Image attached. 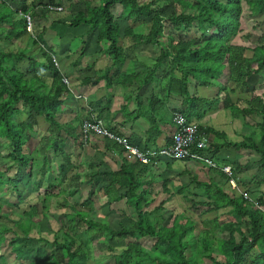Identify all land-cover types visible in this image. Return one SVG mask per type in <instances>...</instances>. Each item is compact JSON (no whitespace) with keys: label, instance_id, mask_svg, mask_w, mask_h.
Instances as JSON below:
<instances>
[{"label":"trees","instance_id":"trees-1","mask_svg":"<svg viewBox=\"0 0 264 264\" xmlns=\"http://www.w3.org/2000/svg\"><path fill=\"white\" fill-rule=\"evenodd\" d=\"M61 2L0 0V144L8 150L3 160L9 161L6 169L0 168V264H8L7 250L21 261L30 241L35 245L30 264H88L90 242L97 235L111 254L104 264H264V191L243 184L245 177L239 186L253 202L228 188V177L220 169L210 168L220 181L191 180L203 189V196L179 185L175 194L166 191V200L153 207L157 175L150 165L129 160L124 149L114 145L122 156L120 169L90 166L84 175L91 183H85L91 188L89 197L72 202L79 195V174L70 175L77 168L73 158L74 147L82 142L81 122L65 120L74 97L52 60L63 52L75 54L65 36H59L66 27L83 26L79 36L86 41L80 57L94 45L111 59L110 69L122 68L132 50L157 47L156 64L145 68L149 73L141 86L160 75L163 99L172 93L184 97L180 112L190 122L217 105L241 120L250 132L236 143L214 129L198 127L200 133L226 141L210 145L204 154L216 161L223 148L248 152L252 159L247 164L224 165H231L236 177L254 165L263 177L250 178L251 182L264 185V33L254 20L264 15V0H70L72 11L66 18L44 25L47 6H62ZM245 10L255 23L248 32ZM28 15L34 30L43 24L35 35L27 30ZM238 37L253 47L237 43ZM15 44L17 51L11 47ZM197 87L216 88L217 96L201 98ZM40 119L46 123L43 133ZM169 184L164 180L165 188ZM100 192L109 206L123 202L132 207L135 217L122 212L129 220L127 227L111 228L94 220L92 199ZM175 195L188 206L178 213L173 210L165 221L162 212ZM60 196L57 207L67 209L64 224L44 234L38 219L47 216L49 200ZM5 207L9 212L4 213ZM193 250L195 258H189Z\"/></svg>","mask_w":264,"mask_h":264},{"label":"crops","instance_id":"crops-1","mask_svg":"<svg viewBox=\"0 0 264 264\" xmlns=\"http://www.w3.org/2000/svg\"><path fill=\"white\" fill-rule=\"evenodd\" d=\"M66 14L64 8V12H50L49 16H64ZM45 20H48V18ZM13 46L15 50L12 49L17 51V45ZM80 54L81 49L75 54L63 52L57 55L59 63V68L57 69L61 75L72 81L74 94L82 97L76 99L75 95L72 94L74 101L71 102V112L65 117V120L74 119L82 123L84 119L92 114L101 119L108 129L129 137L130 141L142 151H159L167 147L171 142L172 134L176 130L172 122L173 114L174 112L182 111L185 107L184 97L177 93L170 94L167 101L163 99L162 87L158 80L161 78L160 75L157 79L155 77L154 81L141 86L149 73L145 68H152L156 64L155 61L159 54V49L157 47H147L128 52L126 62L119 70L116 67L110 69L112 65L111 59L102 55L100 49L95 48L94 45L89 46L82 58ZM195 91L199 97L204 99H213L217 96V89L213 87H197ZM202 91L210 92L202 94ZM156 100L159 103L156 104ZM235 120L229 111L217 105L211 110L207 109L200 118H193L191 122L197 127L202 125L223 133L229 141L236 143L241 142L244 137L248 136L250 130H243V123L238 120L241 122L242 130L240 129L238 133V131L235 132L232 129H228L229 132H232L228 134L225 128L227 126L231 127ZM208 137L210 145H222L226 142L224 138L214 134H209ZM232 137H236L237 140L234 141ZM114 145L116 144L100 136H90L87 142L82 141L78 144V148L74 147L75 156L73 161L77 168L70 176L75 175L76 177L77 173L79 174V179L75 181L78 184L77 191H79V195H76L72 200L82 202L89 197L88 192L91 188L88 184L91 183L84 180V175L90 166L94 170L99 168L102 170L103 168L118 171L120 169L122 156L114 150ZM123 157L126 156L123 155ZM217 157L218 159L215 158L217 162H215L219 168L227 162L228 164L240 162V164L245 165L251 160L248 152H237L233 148L221 149ZM146 165H150V171L154 173L155 177L157 175L158 178L155 187L157 196L153 197V199L157 200L155 203L166 200V191L175 194L179 185L188 186L187 193L195 194L196 190H202L203 192V189L196 187L194 181L191 183L194 178L204 183H209L212 180H221L217 173L200 161H176L170 163L166 159H159L153 165ZM180 174L182 175L178 176ZM237 177L242 181L240 175ZM164 180L170 181L168 188L163 186ZM85 183H88L86 185L89 188L83 191L81 187ZM243 184L246 183L244 182ZM228 188L231 187L228 185ZM240 189L244 190L241 187ZM196 194L203 196L199 193ZM98 196L100 198V193L92 199L95 201L96 211L104 205H96V200L99 201ZM175 198H177V195L174 196L173 200ZM122 204L124 203L122 202ZM125 208L127 207L125 206Z\"/></svg>","mask_w":264,"mask_h":264},{"label":"rangeland","instance_id":"rangeland-1","mask_svg":"<svg viewBox=\"0 0 264 264\" xmlns=\"http://www.w3.org/2000/svg\"><path fill=\"white\" fill-rule=\"evenodd\" d=\"M74 5H76V8H78L80 6V4H77L75 2H73ZM62 6L65 8H68L70 4V0H62L61 2ZM246 8V6H245ZM70 11L71 8H68L66 9V15L64 16H59V15H50L48 17V20H46V22L43 21V24L46 25L47 23H51L53 21H56L58 18H66L69 14H70ZM248 12L245 10V14H244V17H245V20H246V23L244 24V27H245V32H248L252 26H254V21H251L250 22V18L248 17ZM256 20L255 22L257 23V20L259 21V23H257L260 31L262 33H264V15L257 18V19H254ZM48 21V22H47ZM42 23L41 24H38V28L35 27V30L33 28L32 30V34H37L38 33V29L41 28V26L43 25ZM71 29V30H70ZM85 31V29H83V26L77 28V29H72V28H69V27H66L65 30L59 34V36H65V41L69 44V46H71V48L74 49V53H77L83 46H84V43L86 41L85 37H82V36H79V34H81V32ZM72 32L74 33L75 32V35L74 36H70L72 34ZM255 33H259L257 31H254ZM245 34V33H244ZM237 43L239 44H243V45H246L248 47H253V45L251 44V42L249 41H246L243 39V37H238L237 38ZM14 49V46L12 47ZM15 50V49H14ZM16 50H19V47L16 46ZM203 93L202 94H208L206 92H210V91H202ZM213 92V90H212ZM40 123V130H41V133H43L45 131V127H46V123L43 121V119H40L39 121ZM226 131L229 133H232V132H229L228 129H232L233 131L239 133V130L241 129L242 130V125H241V122L238 121V120H235L233 121V124H231V127L227 126L226 128ZM243 130H246V128L243 126ZM233 136V134H232ZM232 139L234 141L237 140L236 137H232ZM34 144H36V141H33L31 144H30V147H34ZM8 153V150L7 148L4 146V145H1L0 144V155L3 156L1 157V160H0V168H5L7 167V164H9L7 160H3L5 159L4 156ZM251 157V156H250ZM252 159V158H250ZM11 174V172L9 173ZM263 172L259 171L258 168L254 165L251 166L250 170H248L245 174H239L241 178H243V176L245 177V180L244 182L250 186V189L252 190H257V191H261L263 192L264 191V185H261L259 184L258 182H254L252 183L251 182V179L250 178H253L255 176H258L260 175L261 177H263ZM257 180V179H256ZM89 186L86 185V184H83L82 187H81V190L83 191H86L88 190ZM248 189V188H247ZM55 193H57L58 191L55 190L54 191ZM195 193H199V194H203L202 190H196ZM62 197L63 196H60L58 197L57 199L56 198H52L51 200H49V204H50V210L49 212L47 213V216H43V217H40L38 219V223L40 224V227L42 228V232L44 234H50L52 233V231H56L58 229L61 228V226L64 224V220H63V214L65 211H67V209L65 208H60L57 207V202L56 200L59 202V201H62ZM86 198V197H85ZM99 198V196H98ZM73 201V200H71ZM159 202V201H158ZM103 205L101 208H99L97 211H96V207L94 208V220L97 221V222H101L103 224H106V225H109L111 228H120L121 226L123 227H127L128 224H129V220L127 218H125L123 215H122V212L125 211L127 212L128 215L132 216V217H135V213H134V210L132 209V207H129V208H125L124 209V204L121 203H116V204H113L112 206H109L106 204V198L105 196L102 194V192H100V198H99V201L96 200V205ZM156 205V203L153 205V207ZM167 208L168 210L167 211H164L162 212L163 213V217L165 218V221H168L169 217L171 216V213L173 210H175L174 212L175 213H178V212H181L183 211L184 209L187 208L188 204L185 202L184 198L182 196H177V198H175L173 201H171L170 203L167 204ZM63 209L65 211H63ZM5 212H9V209H7L6 207L4 208V213ZM214 215V214H212ZM3 223H7L5 220L2 221ZM12 235H8V238H11ZM50 239L52 237L48 236ZM99 237V235H97L93 240H91L90 242V249H91V255H92V261H89L88 264H95L94 262H97V264H104V262H107V261H110V252L109 251H106V245L105 242H101V240L97 239ZM22 242V240L20 241ZM143 243L145 244V246H151L150 242L149 241H143ZM34 242L33 241H30L29 244H28V249H31V250H28L26 249L24 251V254L22 255L21 257V261L19 260H16L15 258V254H10V251L7 250L5 251L7 257H8V264H30L31 261L34 259V246L33 245ZM114 245L118 246V247H121L122 246V243H114ZM187 256L189 258H195V251H190L187 253ZM112 261V260H111Z\"/></svg>","mask_w":264,"mask_h":264},{"label":"built area","instance_id":"built-area-1","mask_svg":"<svg viewBox=\"0 0 264 264\" xmlns=\"http://www.w3.org/2000/svg\"><path fill=\"white\" fill-rule=\"evenodd\" d=\"M49 12L62 13L64 8L58 5H48ZM27 30L32 32L33 20L30 15L26 16ZM56 68H59L58 59L56 56L52 58ZM62 82L66 85L72 94V81L62 75ZM75 95V94H74ZM75 98L80 99L81 96ZM172 122L176 128L171 136L170 144L159 151H142L137 145L133 144L129 137L115 133L108 129L101 119L94 115H90L81 123V138L87 142L90 136H100L113 144H116L124 149L125 154L130 160H138L143 164H152L154 159H168L176 161H200L213 169H220L228 177V185L232 190L238 192L243 198L249 202H253L250 194L241 190L239 186V177H236L231 165H224L221 168L217 163L204 152L210 148V139L204 133H200L198 127L189 122L186 116L181 112H174ZM158 162V161H157ZM257 205V204H256Z\"/></svg>","mask_w":264,"mask_h":264}]
</instances>
